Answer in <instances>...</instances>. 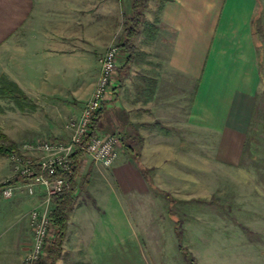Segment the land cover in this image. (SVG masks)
<instances>
[{
	"label": "crops",
	"instance_id": "1",
	"mask_svg": "<svg viewBox=\"0 0 264 264\" xmlns=\"http://www.w3.org/2000/svg\"><path fill=\"white\" fill-rule=\"evenodd\" d=\"M257 10V0L148 1L132 51L121 50L117 59L113 98L95 119L98 131L119 138L118 156L106 167L119 183L142 191L153 183L166 191L168 182L180 187L183 161L197 159L184 155L182 145H196L200 132H218L223 145L247 143L262 84ZM132 15V0H0V77L27 97L62 100L59 120L67 122L80 114L101 54L123 41ZM108 186L114 198L109 210L128 217L117 189ZM87 190L94 201L87 198L71 211L67 228L77 232L75 244L68 246L67 231L55 264L75 255L80 258L68 264H97L103 252L109 231L99 219L107 207L92 205L98 193ZM27 204L19 192L0 200V264H23Z\"/></svg>",
	"mask_w": 264,
	"mask_h": 264
},
{
	"label": "rangeland",
	"instance_id": "2",
	"mask_svg": "<svg viewBox=\"0 0 264 264\" xmlns=\"http://www.w3.org/2000/svg\"><path fill=\"white\" fill-rule=\"evenodd\" d=\"M148 1L143 12L147 10ZM257 3L253 23L259 44L262 84L246 144L223 145L219 143L218 132H200L196 145H182L184 155L197 154V159L192 156L189 161H183V180L186 181L180 187L166 183L168 191L154 183L151 191L119 183L112 177L111 169L89 158L80 160L78 181L86 180L68 215L79 207L81 201L87 198L94 201L88 188L98 193L96 204L92 205L98 203L107 207V213L99 219L104 231H109L104 234L102 246L107 250L103 249L102 254L94 258L97 264H187L184 253L196 264H264V0H257ZM118 51L119 59V48ZM28 98L20 109L9 97L0 96V135L14 143L20 153L35 157L39 153L23 149L24 143L67 136L69 129L66 125L76 117L60 122L66 107L62 100L52 102L44 96ZM189 168H192L191 176L188 175ZM15 171L12 158L0 154V184ZM121 179L127 182L128 178L123 175ZM108 185L115 186V191L117 189L124 204V207L119 205V209L128 217L124 218L121 213L116 217L109 210L114 198ZM16 192L28 201L24 207L28 224L23 228L27 238L22 263L30 264L26 260L33 243L29 213L34 208L47 207L50 210V202L46 205V194L41 187H36L33 194H28L25 188ZM163 193H167V197ZM13 196L3 198L0 194V200L8 201ZM73 228L70 226L68 230L66 226L69 247L75 244L74 233L77 232ZM48 249L49 244L40 258L47 257ZM79 258L78 255L70 256L67 261L71 263Z\"/></svg>",
	"mask_w": 264,
	"mask_h": 264
},
{
	"label": "built area",
	"instance_id": "3",
	"mask_svg": "<svg viewBox=\"0 0 264 264\" xmlns=\"http://www.w3.org/2000/svg\"><path fill=\"white\" fill-rule=\"evenodd\" d=\"M118 48L115 44L108 46L99 58V74L95 81L90 97L84 103L80 114L67 123L69 133L66 139L36 140L27 142L22 148L39 153L38 156H26L21 159L18 155L10 157L15 164V173L19 174L23 181L13 185H7L1 190L3 198L11 197L19 188H25L28 194H33L36 187L45 191L46 205L50 196L58 192L64 186V179L53 175L57 170L71 175L73 167L71 154L76 146L82 150L83 158H89L105 167L111 166L118 156L119 138L112 133L97 132L90 135V128L103 104L112 100L113 88L117 85V59ZM36 164L45 175H36L32 167ZM30 225L33 230V243L26 255L28 263H33L40 258L50 237L51 219L47 207L34 208L29 213Z\"/></svg>",
	"mask_w": 264,
	"mask_h": 264
},
{
	"label": "trees",
	"instance_id": "4",
	"mask_svg": "<svg viewBox=\"0 0 264 264\" xmlns=\"http://www.w3.org/2000/svg\"><path fill=\"white\" fill-rule=\"evenodd\" d=\"M147 0H132V12L133 15L130 18V24L126 23L123 27V35L124 39L119 44H117L119 50L124 52H131L134 45L132 43V39L134 35L138 32L139 27L143 22V12L142 8L145 6ZM129 56V55H128ZM0 96L9 97L14 101L16 105L22 109L23 102L29 99L25 93L12 81L8 80L6 77H0ZM101 110V109H100ZM99 110V112H100ZM99 112L97 114H99ZM94 117L92 121V125L90 128V135L95 134L98 131L95 124ZM0 139H2V143H0V154L5 156H11L12 154L18 155L21 159H26V156H23L15 144L6 138L5 135L1 134ZM10 143V144H8ZM82 156V150L79 146L74 148L73 153L71 154V164L73 167V173L68 175L67 173L61 172L57 170L53 175L54 177L60 176L64 179V186L58 192L53 193L50 196V210L49 216L51 219V227H50V237H49V249L48 255L46 258H38L33 262V264H55L56 261L60 258L62 254V245L66 235V226L68 220V213L75 201L77 196V192L81 191L85 184V178H82L78 181L77 170L79 168L80 160ZM35 170L36 175H45L43 171L39 169V167L34 163L32 166ZM85 177L88 176L87 172L84 173ZM23 178L19 174H14L10 178L6 180V182L0 184V194L1 190L7 185L17 184L22 182ZM84 183V184H83ZM167 197V193H163ZM165 197V198H166ZM186 256L187 264H196L195 260L188 256V254L184 253ZM79 264V263H76Z\"/></svg>",
	"mask_w": 264,
	"mask_h": 264
}]
</instances>
